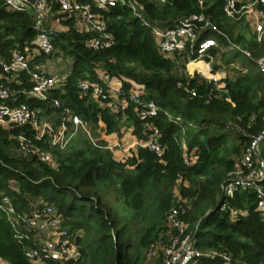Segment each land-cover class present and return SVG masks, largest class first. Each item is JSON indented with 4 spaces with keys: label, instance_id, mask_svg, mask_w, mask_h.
<instances>
[{
    "label": "trees",
    "instance_id": "trees-1",
    "mask_svg": "<svg viewBox=\"0 0 264 264\" xmlns=\"http://www.w3.org/2000/svg\"><path fill=\"white\" fill-rule=\"evenodd\" d=\"M28 1L27 7L11 9L6 0H0V60L9 62L15 49L33 46L39 31L30 6L37 0ZM71 1L91 2L113 44L93 49L90 43L96 35L80 30L75 14L60 11L55 2L51 19L66 28L56 33L55 49L72 61L62 85L49 91L62 107L55 109L47 101L28 98L23 91L34 83L26 71L20 75V84L8 83L20 92L4 102L11 106L27 103L47 114L57 113V127L63 109L70 108L88 124L90 133L78 130L64 148L35 139L53 154L54 165H50L19 152L18 136L35 137L30 126H0V261L40 264L25 256L34 233L21 220L16 226L31 240H19L3 208L7 196L20 215L51 207L78 234L76 258L47 259L43 264H145L151 249L168 241L166 221L172 207L178 208L186 233H192L203 252L192 264H264V214L258 209L257 190L239 188L232 197L223 194L240 159H230V150L242 157L264 128V74L257 62L264 55V38L259 42L256 35L247 36L250 26L245 17H227L225 0H204L205 14L228 35L208 30L200 40L213 37L219 44L210 51L215 71H235L233 76L227 73L218 89L215 81L188 73L187 64L197 54H163L151 27L130 5L101 9L92 0ZM132 1L144 19L162 28L175 27L184 17L202 11L200 0ZM231 43L249 50L253 57L240 49H221ZM105 75L119 81L126 94L142 89L146 101L157 103L159 111L150 118L149 127L133 102L125 111H114L107 100L79 88L82 80L106 84ZM124 127H133L134 136L142 141L150 137V127L158 128L164 155L158 157L137 145L119 156L110 146L122 142ZM69 129L74 130L71 123ZM185 153L193 160L192 166L186 163ZM261 154L264 158V140ZM257 185L264 190V180ZM232 210L245 214L234 216ZM156 256L158 264H164L162 250Z\"/></svg>",
    "mask_w": 264,
    "mask_h": 264
},
{
    "label": "built area",
    "instance_id": "built-area-1",
    "mask_svg": "<svg viewBox=\"0 0 264 264\" xmlns=\"http://www.w3.org/2000/svg\"><path fill=\"white\" fill-rule=\"evenodd\" d=\"M11 9H20L27 7L28 0H6ZM164 1V0H162ZM58 2L62 12L75 14L77 26L80 30L93 32L96 36L90 43L95 49L107 48L113 44L111 34L107 33L105 21L98 14L92 11V4L78 3L71 0H37L30 6L32 12L36 15V27L38 35L33 46H26L22 49H15L9 62L0 60V126L9 128L13 125H28L35 132V137L30 138L26 135L18 136L19 152L25 156H36L40 161L54 165L53 154L50 150L45 149L35 143L37 140H45L52 147L64 148L67 146L70 137L78 130L83 129L88 134V124L83 121L80 115L75 114L70 108H64L60 117L59 126H55L56 120H50L49 114L45 113L42 108H35L27 103L19 106H11L4 101L14 97L19 90L11 88L8 83H21L20 75L27 72L31 81L34 83L30 90L23 92L28 98H36L41 101L49 102V106L55 109L62 107L61 100L51 99L49 91L60 87L65 80V76L57 77L50 75L43 66L44 59L48 57L54 50V40L56 32L46 26V21L53 17V5ZM94 6L107 9L117 4L130 5L138 17L144 20L146 25L150 26L159 48L167 57H174L175 54L192 53L197 54L195 58H191L187 64L189 74L195 73L202 77L215 81L217 88L220 89V81L227 76L226 70L215 71L212 63L211 49L218 47L217 40L213 37L200 40L202 33L213 30L222 35H228L218 28V26L208 17L205 12V1L200 0L202 11L184 17L175 27L162 28L148 20L140 13L136 4L132 0H92ZM224 12L227 17L234 20H240L245 17L252 33L256 35L257 41L264 38V0H225ZM58 20V19H57ZM56 20V21H57ZM229 49H240L248 56L253 57L249 50H244L240 45L231 43ZM43 56L44 58H37ZM210 57V59H207ZM205 62L208 65V71L211 76L205 73L200 67L190 68L192 63ZM262 73L264 74V55L257 60ZM223 76H220V73ZM106 84L100 82H92L82 80L79 82V88L86 92H92L96 98L107 100L108 105L112 106L114 111H125L130 102H133L138 110L139 116L146 121V125H151L150 118L156 116L159 111L157 103L153 100L146 101L143 97L144 91L136 89L129 94L122 90L119 81H112L108 75L103 77ZM194 96L196 91L191 92ZM139 107V109H138ZM172 118V116H171ZM180 120V117L176 118ZM74 126L71 132L69 124ZM150 137L145 140H138L133 134V127H124L123 132L129 131L133 135V141L127 145L122 142H115L110 147L116 148L119 156L126 155L134 146L140 145L154 151L158 157H162L165 153V146L161 142V133L158 128H151ZM71 132V133H70ZM70 133V134H69ZM264 140V128L262 132L256 136L246 151L240 157L235 170L229 174L226 184L223 186V194L232 197L234 192L241 189H256L259 197L258 209L264 214V190L257 184L264 180V158L261 154V143ZM182 147L187 149V144L183 142ZM185 161L189 166L193 165V160L185 153ZM4 211L10 216L13 225L19 232L16 225L22 220L27 223L29 229L34 233L32 236V244L30 235L18 233L19 240L26 239L30 245L25 247V256L35 263L43 264L47 259L59 261H67L76 258L79 255V245L77 244V233H72L65 224L64 218L58 215L54 209L46 206L43 209L33 210L30 214L20 215L11 205L7 196L3 198ZM225 204L224 207L225 208ZM232 215L237 213L244 215V212L232 210ZM166 226L168 228V241L166 244L158 245L151 249L148 257L156 256L159 250L163 252L164 264H190L203 252L195 245L192 233H186L187 225L183 222L178 208L172 207L167 215ZM229 261L228 256H224Z\"/></svg>",
    "mask_w": 264,
    "mask_h": 264
},
{
    "label": "rangeland",
    "instance_id": "rangeland-1",
    "mask_svg": "<svg viewBox=\"0 0 264 264\" xmlns=\"http://www.w3.org/2000/svg\"><path fill=\"white\" fill-rule=\"evenodd\" d=\"M55 22L57 23L56 24L57 26H54ZM46 23L48 24V28L51 29L52 31L56 32V33H58V31L66 29L58 21H54V19H51V18H49L48 21H46ZM240 28L241 27H237L235 31H239ZM247 36L251 37V34L248 32ZM221 49L222 50H227V51L229 50V48L226 47V46H222ZM228 57H229V54L226 55L225 60ZM71 62H72L71 58H69L68 56H66V55H64L62 53H59V51H57V49H55L51 53V55H49L48 64H50V65H48V70H49V72L52 75H56V76L62 77L69 71L70 66H71ZM223 63L226 64V61H223ZM234 65H235L236 68H238L240 66L239 64H234ZM197 66L200 67L201 69L205 70V73L208 76L212 75L207 70L208 66H204V65H200L199 66L197 63H192L190 67L193 69V68H195ZM187 71H188V73H190L189 70H188V67H187ZM227 73H228V75L233 76V73H235V71L234 70H231V71L227 70ZM49 118H50V120H56L57 113L56 114L50 113L49 114ZM88 128H89V126H88ZM124 135H125V132H124L123 136ZM230 148L232 149V145H231ZM230 151H231V153L228 154L229 158L237 161L240 158V154H234V153H232V150H230ZM241 151H242V149H241ZM157 260H158L157 256H151V257L147 258V260L145 261V264H158ZM0 264H4L3 261H0ZM190 264H192V263H190Z\"/></svg>",
    "mask_w": 264,
    "mask_h": 264
},
{
    "label": "crops",
    "instance_id": "crops-1",
    "mask_svg": "<svg viewBox=\"0 0 264 264\" xmlns=\"http://www.w3.org/2000/svg\"><path fill=\"white\" fill-rule=\"evenodd\" d=\"M54 21H56V20H54ZM57 23L55 22L54 23V26H57L56 25ZM250 28V27H249ZM252 32V30H251V28H250V34L251 35H253V33H251ZM48 59H49V56L48 57H46L45 59H44V62H43V66H44V68L47 70V72L50 74V75H52L50 72H49V70H48V65H50V64H48ZM50 67V66H49ZM70 70V69H69ZM69 72V71H68ZM68 72L64 75L65 77L67 76V74H68ZM220 73V72H219ZM220 76H223V74L222 73H220L219 74ZM56 76V75H55ZM63 76V77H64ZM57 77H59V76H57ZM133 135L131 134V132L129 131L128 133H126L124 136H123V138H122V143L124 144V145H127V144H129V143H131L133 140Z\"/></svg>",
    "mask_w": 264,
    "mask_h": 264
},
{
    "label": "bare ground",
    "instance_id": "bare-ground-1",
    "mask_svg": "<svg viewBox=\"0 0 264 264\" xmlns=\"http://www.w3.org/2000/svg\"><path fill=\"white\" fill-rule=\"evenodd\" d=\"M197 64H198L199 66H200V65H203V64H201L200 62H198ZM204 66H208V65H204ZM207 70H208V69H207Z\"/></svg>",
    "mask_w": 264,
    "mask_h": 264
}]
</instances>
